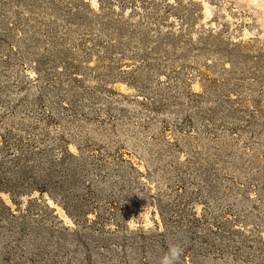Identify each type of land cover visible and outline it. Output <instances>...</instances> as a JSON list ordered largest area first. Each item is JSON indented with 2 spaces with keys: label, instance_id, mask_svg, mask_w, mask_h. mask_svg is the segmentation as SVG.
<instances>
[{
  "label": "rangeland",
  "instance_id": "1",
  "mask_svg": "<svg viewBox=\"0 0 264 264\" xmlns=\"http://www.w3.org/2000/svg\"><path fill=\"white\" fill-rule=\"evenodd\" d=\"M264 264V0H0V264Z\"/></svg>",
  "mask_w": 264,
  "mask_h": 264
},
{
  "label": "clouds",
  "instance_id": "2",
  "mask_svg": "<svg viewBox=\"0 0 264 264\" xmlns=\"http://www.w3.org/2000/svg\"><path fill=\"white\" fill-rule=\"evenodd\" d=\"M183 249L178 246H173L169 249V252L162 260V264H176V261L179 259L182 254Z\"/></svg>",
  "mask_w": 264,
  "mask_h": 264
}]
</instances>
